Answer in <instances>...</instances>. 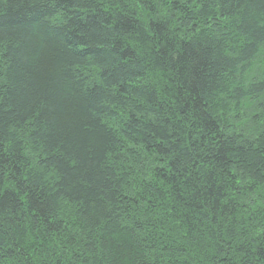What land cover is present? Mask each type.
<instances>
[{
  "label": "trees",
  "instance_id": "obj_1",
  "mask_svg": "<svg viewBox=\"0 0 264 264\" xmlns=\"http://www.w3.org/2000/svg\"><path fill=\"white\" fill-rule=\"evenodd\" d=\"M0 264H264V0H0Z\"/></svg>",
  "mask_w": 264,
  "mask_h": 264
}]
</instances>
